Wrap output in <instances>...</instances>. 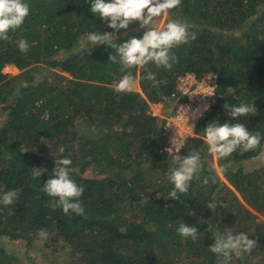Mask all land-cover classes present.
<instances>
[{
  "label": "trees",
  "instance_id": "obj_1",
  "mask_svg": "<svg viewBox=\"0 0 264 264\" xmlns=\"http://www.w3.org/2000/svg\"><path fill=\"white\" fill-rule=\"evenodd\" d=\"M25 2L30 14L23 25L0 40V196L19 193L12 205L0 204V264H45L41 256L50 257L46 264H218L210 245L227 227L258 241L250 253L233 255L231 264H264V164L252 167L264 138L261 148L222 160L209 154L203 132L211 122L230 121L264 137V0H182L166 13L162 29L169 19L182 20L188 43L172 49L178 61L170 69L148 65L165 81L159 89L144 79V70L131 69L139 82L131 93L114 91L123 75L109 59L115 50L84 40L88 32L114 31L91 12V0ZM146 30L134 21L115 33V42L141 38ZM22 39L29 44L26 54L18 47ZM8 64L20 71L5 72ZM40 67L47 72L33 70ZM211 70L218 73L216 101L195 135L168 153L163 119L150 102L164 100L171 112L180 99L171 97L178 77ZM240 100L255 103L257 113L234 121L223 105ZM193 149L204 164L201 179L177 200L166 199L173 159ZM57 158L72 161L70 175L85 189L83 216L65 215L57 198L41 190ZM225 163L231 164L227 172L221 170ZM36 167L47 171L34 177ZM88 168L96 173L86 174ZM204 176L215 182L210 178L204 186ZM181 223L197 227L200 238L181 237ZM40 229L47 230L46 239L37 235ZM33 247L37 251L29 254Z\"/></svg>",
  "mask_w": 264,
  "mask_h": 264
},
{
  "label": "clouds",
  "instance_id": "obj_2",
  "mask_svg": "<svg viewBox=\"0 0 264 264\" xmlns=\"http://www.w3.org/2000/svg\"><path fill=\"white\" fill-rule=\"evenodd\" d=\"M181 4L182 0H91V12L107 22L108 27L114 31L88 32L84 40L87 44L107 45L115 50V54L110 55L109 59L111 63L120 65L119 71L123 74L114 86L116 93H131L135 89L137 80L131 71L133 68L144 70L146 72L144 79L150 81L153 88L159 89L160 84L165 83L157 79V74L153 73L148 65L154 64L157 68L170 69L172 64L178 61L172 49L189 41L188 25L180 19H169L166 26L160 29L155 26V21L162 14L178 8ZM29 14L30 5L25 0H0V40H9V31L20 28ZM134 21H139L140 27L147 29L143 36L141 38L133 36L126 42L116 43L118 37L115 33H119L121 29H127ZM191 38L195 39V36ZM18 47L25 54L29 50L28 42L23 39L19 41ZM227 92L235 94L236 89L229 86ZM223 107L234 121L257 113L255 103L245 100H240L238 104L226 102ZM202 114L197 109L193 112L192 118H198ZM203 132L209 154L222 160H226L237 150L247 152L261 148V139L264 138L259 131L250 132L241 122L214 121L209 123ZM177 138H172L173 146L177 143ZM166 151L170 153L172 148ZM260 156L264 157V149L261 150ZM71 164L72 161L69 158H57L51 172L52 178L47 179L41 190L48 196L57 198V205L62 208L65 215L72 212L83 216L85 208L80 198L85 189L72 179L69 172ZM172 165L168 169L167 179L173 185V189L165 198L177 200L178 193H188L191 182L194 179H201L204 164L201 153L193 149L186 155L176 156ZM230 167V163H225L221 166V170L227 172ZM46 171V168H32V175L39 178ZM208 171L210 173L214 171L212 164L208 165ZM210 178L212 182H215L214 178L204 176L202 184L207 186ZM18 198L17 190H9L0 196V204L7 207L15 203ZM207 207L215 210L216 205L208 202ZM211 228L212 224L209 221L208 230L211 231ZM177 232L185 240L190 238L193 242L201 236L197 227L186 223H181ZM37 235L41 239H46L48 232L46 229H40ZM213 240L210 250L217 254L218 264H231L233 255L242 257L258 245L256 239L249 238L243 232H234L228 227L223 231H216Z\"/></svg>",
  "mask_w": 264,
  "mask_h": 264
},
{
  "label": "built area",
  "instance_id": "obj_3",
  "mask_svg": "<svg viewBox=\"0 0 264 264\" xmlns=\"http://www.w3.org/2000/svg\"><path fill=\"white\" fill-rule=\"evenodd\" d=\"M217 86V72L211 70L198 75L195 71H187L178 77V84L171 92L172 98L180 97L176 99L174 110L165 111L164 100L150 102V110L163 119L167 141L165 149L172 148L170 153L179 152L188 138L195 135L196 124L201 116L193 119L192 114L197 109L204 114L205 109L216 101ZM173 137H178L174 146L171 143Z\"/></svg>",
  "mask_w": 264,
  "mask_h": 264
},
{
  "label": "rangeland",
  "instance_id": "obj_4",
  "mask_svg": "<svg viewBox=\"0 0 264 264\" xmlns=\"http://www.w3.org/2000/svg\"><path fill=\"white\" fill-rule=\"evenodd\" d=\"M165 18H166V13L163 14V15L161 16V18L159 19V21H158V20L155 21V25L157 24V25H156L157 28L162 29V27L164 26ZM33 70H34L35 72H37V74H39V75H42V74H44V73L47 72V69H45V67L35 68V69H33ZM4 71H5V72H10V73H12V74H16V73H18L20 70H19V68H18L16 65H14V64H8V65H6V66L4 67ZM135 88H139V82H138V84H136V87H135ZM164 110H165V111L167 110V109H166V106L164 107ZM263 149H264V148H263ZM255 158H256V161L252 163V165H253L252 167H255V166H259V165L264 164V157H261L260 154H259L258 156H256ZM252 167H251V168H252ZM218 172H219V174H220L221 179H222V180H225V177L222 175V172H221V170H220L219 168H218ZM95 173H96V172H95L92 168H88L86 174L91 175V174H95ZM260 217H264V216L261 214ZM225 218H226V217H225ZM10 244H12V242H10ZM17 246H18V249L21 247V245H17ZM14 247L16 248V245H14ZM36 249H37V248H36ZM36 249H35V247L30 248V250L28 251V253H29V254H32L33 252L37 251ZM46 250H47L48 252H51V251H52L51 249H48V248H46ZM40 258H41V260H42L45 264L51 262L49 256H41Z\"/></svg>",
  "mask_w": 264,
  "mask_h": 264
}]
</instances>
